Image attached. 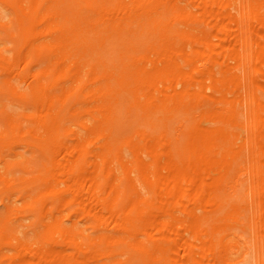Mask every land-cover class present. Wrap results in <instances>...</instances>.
<instances>
[{
  "label": "bare ground",
  "instance_id": "obj_1",
  "mask_svg": "<svg viewBox=\"0 0 264 264\" xmlns=\"http://www.w3.org/2000/svg\"><path fill=\"white\" fill-rule=\"evenodd\" d=\"M0 264H264V0H0Z\"/></svg>",
  "mask_w": 264,
  "mask_h": 264
}]
</instances>
